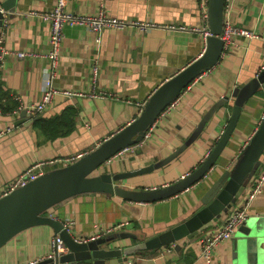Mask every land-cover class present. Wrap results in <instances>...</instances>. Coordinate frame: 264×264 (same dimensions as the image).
Returning <instances> with one entry per match:
<instances>
[{"label":"crops","instance_id":"crops-1","mask_svg":"<svg viewBox=\"0 0 264 264\" xmlns=\"http://www.w3.org/2000/svg\"><path fill=\"white\" fill-rule=\"evenodd\" d=\"M61 1L67 9L77 13H93L102 6L118 18L171 23L176 28L158 26L143 33L133 29H105L99 34L101 41L96 43L93 31L81 26H65L54 85L92 92L91 68L96 62L94 92L102 91L105 96L55 95L39 115L50 119L68 108L72 109V115L63 117V128L67 131L48 137L33 126V116H20V111L40 100L49 70L44 56L49 47L48 24L29 12L48 10L58 0H17L14 12L4 13L0 28L2 46L10 51L5 54L0 51V88L4 94L0 102L3 106H13L7 110L0 108V130L11 127L10 131L0 136V191L31 164L80 156L93 149L132 121L150 94L164 80L197 58L205 47L202 34L194 30L202 23L197 0ZM226 18L237 27L256 32L259 37H233L234 44L224 49L218 62L194 78L180 94L171 112L151 125L149 137L116 153L99 171L118 172L138 168L169 154L187 138L211 104L230 94L262 68L264 0H230ZM17 51L26 54L19 58L15 54ZM19 106L20 110L13 113ZM229 113V105L220 107L205 124L200 136L176 158L152 172L124 180L125 186L156 188L186 175L212 148L228 121ZM263 114L264 93L261 92L244 104L232 140L207 176L174 196L152 202H136L115 195L84 193L61 201L49 210V214L62 222L67 218L73 219L75 223L68 231L82 241L102 235L114 224L124 223L113 232H128L134 237L117 238L110 242L112 246L135 244L164 232L203 206L200 197L207 183L231 168ZM55 167L57 165L49 164L45 170ZM260 168L261 165L255 172ZM251 185L252 180L249 179L229 210L244 202ZM227 213H222L204 231L218 227ZM243 224L215 248V264H264V186L250 202ZM54 235L53 229L46 225L19 232L0 247V264H27L47 255ZM200 235L171 242L152 253L147 250L134 253L122 264H204L198 242ZM78 264L94 263L89 260ZM104 264H109L108 259Z\"/></svg>","mask_w":264,"mask_h":264},{"label":"water","instance_id":"water-1","mask_svg":"<svg viewBox=\"0 0 264 264\" xmlns=\"http://www.w3.org/2000/svg\"><path fill=\"white\" fill-rule=\"evenodd\" d=\"M16 1L0 2V27L4 13L14 12ZM224 8L225 0H208L206 24L210 35L206 37L203 52L180 71L164 80L150 94L141 111L132 121L73 162L45 171L37 178L0 196V247L27 228L46 225L63 239L68 252L55 259H40L33 264H76L89 260L94 264H104L107 259L109 264H122L134 253L144 250L152 253L171 242L194 237L213 225L222 213L228 212L259 166L264 151V114L257 128L236 156L231 168L225 169L207 183L200 197L203 206L192 216L164 232L135 244L112 246L110 242L113 240L134 237V235L128 232H112L82 241L74 238L67 228H64L61 220L49 214V210L55 205L79 194L103 193L129 201L152 202L174 196L203 180L204 175L232 140L244 104L257 92L264 93V65L253 77L235 87L230 94L221 96L211 104L187 138L169 154L147 165L125 171H99V168L116 153L140 142L159 113L194 78L218 62L224 49V41L220 38L225 18ZM226 104L230 106L228 121L215 139L212 148L195 168L179 179L160 187L125 186L124 180L152 172L176 158L200 136L205 124L220 107ZM24 114H26L25 110H21L20 116Z\"/></svg>","mask_w":264,"mask_h":264},{"label":"built area","instance_id":"built-area-1","mask_svg":"<svg viewBox=\"0 0 264 264\" xmlns=\"http://www.w3.org/2000/svg\"><path fill=\"white\" fill-rule=\"evenodd\" d=\"M197 2H198L199 16L202 23L200 26L195 27L194 30L202 34L203 43L205 46L206 37L210 35V31L206 24L208 0H197ZM229 5H230V0H225V8H224L225 18L223 22V31L220 34V38L224 41L223 44L224 49L234 44L233 37L235 36H242L247 38L259 37V34H257L256 32L246 28L237 27L228 18H226V8L227 6L229 7ZM29 13L35 14L38 17H40L44 22L48 24L49 27V40H48L49 47L44 55L47 59L49 70L44 80V87L42 90L40 100L37 103L30 104L23 109L25 110V113L29 117L35 116L36 114L42 112L51 103L52 98L57 94L66 97L79 96V95L81 96L87 95L92 97L105 96V93L102 91H98L96 93L94 92V86L96 84V76H97L96 62L93 64L91 68L92 92L85 93L82 91L60 88L54 85L53 79L55 78L58 70V64L60 61V54H61L60 53L61 42L64 38L65 26H81L88 30L93 31L96 34L94 38V41L96 43H99L101 41V37L99 34L105 29H113V30L133 29L137 32L143 33L149 30L150 28L158 27V26H161L166 29L176 28V26L171 23L157 24L149 20L139 21L128 18H118L116 16L109 14V12H107L102 6H100L98 10L93 13H77L67 9L61 0H58V2L48 10H43V11L31 10ZM2 42H3V33L0 32L1 54L10 53V51L5 46H2ZM15 54L19 58H23L26 53L24 51H17ZM180 94L159 113L155 121L158 118H161L171 112L172 108L176 105ZM20 108L21 107L19 106L17 109H14L13 113H16L18 110H20ZM150 128L151 126L145 132L142 140L138 143L144 142L149 137ZM10 130L11 127L9 126H7L4 130H0V136L4 135L6 132ZM77 157H79V155L53 158L50 160H44L31 164L25 170L19 172L12 180H10V182L6 184V186L0 191V196L11 192L15 188L24 185L27 182L43 174L46 171L45 170L46 165L49 164H55L57 166L66 165L73 162ZM259 165H261V168L258 172H255L254 175L251 177L252 185L250 186L249 193L246 199L244 200V202L241 205H237L231 210H229L228 213L226 212L227 214L225 215L223 222L214 230H210L209 232L206 231L201 232L198 242L200 245V256L202 257L204 264H215L214 263L215 248L218 246L220 242L230 238L234 234V232L244 223L247 217V210L250 205V202L255 197V195L261 191V189L264 186V151L260 157ZM206 176L207 174L204 175V178ZM62 223L64 228H67L68 230L69 227H71L75 223V221L71 218H67L65 222ZM123 224L124 223L121 222L114 224L113 226L105 229L104 231L105 233L103 234L112 233L113 231L118 230V228H120ZM67 252H68V248L65 245L63 239L58 234H55L50 240V249L47 255L39 259L33 260L27 264H33L34 262L43 258L55 259L58 256ZM173 264H180V263H173Z\"/></svg>","mask_w":264,"mask_h":264},{"label":"trees","instance_id":"trees-1","mask_svg":"<svg viewBox=\"0 0 264 264\" xmlns=\"http://www.w3.org/2000/svg\"><path fill=\"white\" fill-rule=\"evenodd\" d=\"M4 97V94L1 93V88H0V98ZM13 106H3L0 102V108L2 110H7L12 108ZM67 114L72 115V109L68 108L66 109L61 115L55 116L53 118L50 119H45L43 117H41V115L36 114L35 116H33L32 118V124L34 127H36L37 129H40L41 133L45 134L46 136L50 137V136H55L58 134H61L65 131H67L66 128H63V117ZM69 117V115H68Z\"/></svg>","mask_w":264,"mask_h":264},{"label":"rangeland","instance_id":"rangeland-1","mask_svg":"<svg viewBox=\"0 0 264 264\" xmlns=\"http://www.w3.org/2000/svg\"><path fill=\"white\" fill-rule=\"evenodd\" d=\"M261 94V92L259 91V92H257L255 95H260ZM263 95H261L260 97H262ZM46 171H48V170H46Z\"/></svg>","mask_w":264,"mask_h":264}]
</instances>
